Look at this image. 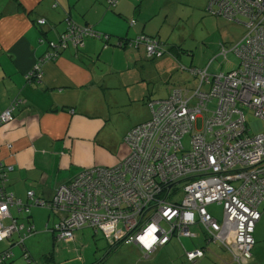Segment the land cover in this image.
I'll list each match as a JSON object with an SVG mask.
<instances>
[{
  "label": "built area",
  "instance_id": "obj_1",
  "mask_svg": "<svg viewBox=\"0 0 264 264\" xmlns=\"http://www.w3.org/2000/svg\"><path fill=\"white\" fill-rule=\"evenodd\" d=\"M118 1L107 3L112 7ZM205 10L243 27L242 37L215 55L235 53L240 60L237 70L210 75L207 68L189 69L198 80L196 87H176L168 97L149 102L150 119L124 137L128 154L121 163L81 171L50 200L37 199L28 191L30 201L25 205L6 194V171H12V166L0 163V242L17 233L22 244L34 233L32 227L22 232L15 219L8 226L2 224L10 216V207L28 213L31 206H39L58 215L53 230L46 227L58 241H72L73 231L87 226L108 240L138 246L148 257L172 237H194L191 228L196 226L205 243H219L233 263L250 260L255 225L261 217L259 206L264 204V131L249 133L244 110L264 120V0H209ZM38 23L45 25L43 19ZM134 23L129 21L130 26ZM65 25L25 74L26 79L40 80L44 62L56 60L69 47L79 49L87 38L103 40V48L110 46V37L89 25H77L70 19H65ZM113 45L143 46L149 59L167 52L165 45L149 36L118 39ZM22 102L15 98L0 113V126L13 121ZM211 104L213 109H209ZM187 134L189 150L181 143ZM177 193L181 198L173 201ZM213 204L223 209L221 221L207 210ZM204 253L201 247L185 255L189 264H197ZM11 256L10 251L0 254V262Z\"/></svg>",
  "mask_w": 264,
  "mask_h": 264
},
{
  "label": "crops",
  "instance_id": "obj_2",
  "mask_svg": "<svg viewBox=\"0 0 264 264\" xmlns=\"http://www.w3.org/2000/svg\"><path fill=\"white\" fill-rule=\"evenodd\" d=\"M104 1L0 0V113L16 97L23 101L14 111V121L0 126V163L12 166L5 189L25 205L30 201L26 195L28 191H32L37 199L50 200L58 188L68 184L81 171L121 163L128 154L125 135L134 126L150 119L148 102L161 100L150 99L152 92L148 87L142 81L137 83L136 79L126 81L125 74H134L136 68L150 71L146 61L152 60L151 65L161 66L168 59L148 60L144 58L141 47L134 50L112 45L119 51L104 49L101 39L87 38L78 50L67 48L56 60L44 62L39 82L26 79L25 74L49 50V42L55 41L65 29L66 18L81 26L89 25L96 32L108 35L110 40L115 37L113 44L118 39L154 37L148 27L151 20L148 16L140 14L137 20L134 19V25L128 27L122 21L138 15L134 5L138 0H120L112 9L106 7ZM205 1L208 3L209 0L201 3ZM55 2L57 6L53 7ZM158 4L163 8L179 6L178 0H158ZM39 18L46 20L42 28L34 25ZM105 20H110L112 25L104 27ZM109 43L111 45V41ZM100 59H103L104 67ZM115 60L118 67L113 64ZM114 77L117 82L111 85L107 80ZM112 87L121 91L116 97L110 94ZM135 88H140L139 95L133 93ZM137 106L144 109L139 116ZM34 207L31 206L28 213H18L11 207L10 216L2 220V224L8 226L12 219H17L22 232L30 227L34 232L24 241V248L20 251L14 246L13 238L18 237L17 233L0 243V254L7 251L13 254L10 263L15 258V249L19 254L21 252V257L28 259L27 241L37 231L33 220ZM39 209L47 211V219L52 220L51 225L48 221L44 224L43 231L47 232V225L53 230L58 223V215L43 207ZM50 233L57 240L53 231ZM194 234L192 241L198 238V234ZM73 236L75 238V234ZM129 246L147 261L152 256L158 258L165 251L173 252L180 264H186L182 249L198 248L193 245V249H187L182 238L172 239L147 257L138 247ZM219 260L223 264H235L227 263L223 258ZM252 261L246 264H253ZM200 264L211 263L200 261Z\"/></svg>",
  "mask_w": 264,
  "mask_h": 264
},
{
  "label": "rangeland",
  "instance_id": "obj_3",
  "mask_svg": "<svg viewBox=\"0 0 264 264\" xmlns=\"http://www.w3.org/2000/svg\"><path fill=\"white\" fill-rule=\"evenodd\" d=\"M201 2L202 0H178L179 6L163 8L159 7L158 0H138L134 2L136 14L138 15L135 18L129 17L127 21L122 20L128 27L129 21L137 20L140 14L145 17L148 16L147 18L151 19L148 22V27L153 32V38L160 39L161 43L166 45L167 53L163 57L168 59V61L164 64L154 66L151 65L153 63L152 60V62L146 61L148 63L147 69H150V71L136 68L134 74L130 72L125 74V77H127L126 81L132 79H136L137 83L142 81L152 92L150 99L165 98L168 96L170 88L179 87L182 90H186L183 88H194L198 84V80L189 72V69L204 70L210 61H212L208 65V74L210 75L225 74L229 71L237 70L240 60L235 53L230 51L226 56L215 57L221 48L232 46L242 37L243 28L226 22L220 17L212 16L205 10L207 1L204 4ZM104 3L106 6V0ZM111 25L112 22L110 20H105L103 23L104 27H110ZM115 39V37H112L110 40L111 45L107 47L110 50L118 49L112 46ZM141 48L144 58L150 60L146 57L144 47L142 46ZM120 53L122 54V52ZM152 59L159 61L161 58ZM99 61L101 66L104 67L103 59ZM113 64L118 67L117 60ZM184 68L186 69L185 71L183 70ZM107 81L111 85L117 82L115 77ZM139 89L135 88L133 93L139 95ZM204 89L207 88L204 87ZM110 92L112 97H116L121 91L117 87H112ZM214 107V104H211L209 109ZM136 110L138 111L137 116L144 111L140 106H137ZM244 113L246 127L250 134H259L264 131V120L254 117L252 112L247 109L244 110ZM181 143L185 150H189L191 146L190 135H185ZM180 198L181 194L177 193L171 199L176 201ZM36 207L39 206H35V210L33 209V220L37 231L33 238L27 241L26 246L29 250L27 253L29 259L27 260L25 256L21 257V252L19 254V248L16 247L18 250H14L15 258L13 262L6 264H180L179 260H177V255L173 252L165 251L158 258L155 259V256H152L147 261L143 260L138 253L133 252L129 245L121 244L111 248L101 234L95 233L93 229L88 227L77 230L71 243L59 242L54 240L50 232L43 231L44 224L48 221L51 225L52 220L47 219V211L39 209L42 207ZM207 210L217 221L222 220L223 209L221 205H210ZM259 212L261 217L255 225L253 235L255 244L251 251L253 257L251 256L250 258V260L253 259V264H264V204L259 206ZM191 231L197 233L198 238L194 241H192V238H182V242L187 249H193V245L198 248L204 247L206 255L201 261L211 264H223L219 260L222 258L227 263L231 261L229 260V254L219 247V243L206 244L200 229L192 227ZM13 239L16 240V237Z\"/></svg>",
  "mask_w": 264,
  "mask_h": 264
},
{
  "label": "trees",
  "instance_id": "obj_4",
  "mask_svg": "<svg viewBox=\"0 0 264 264\" xmlns=\"http://www.w3.org/2000/svg\"><path fill=\"white\" fill-rule=\"evenodd\" d=\"M120 1V0H119ZM118 1V2H119ZM106 2H107V0H106ZM117 2V3H118ZM116 3V4H117ZM115 4V5H116ZM115 5L114 6H112V7H110L109 5H108V3H107V6H108V8L109 9H112L113 7H115ZM57 6V4H56V2L54 3V5H53V7H56ZM41 19H43L44 21H45V24H46V20L44 19V18H39V19H36L35 21H34V25L36 26V27H38V28H42L43 26L41 25V24H39L38 23V21L39 20H41ZM66 19H70V18H66ZM71 20V19H70ZM72 22H74L73 20H71ZM75 23V22H74ZM76 24V23H75ZM78 25V24H77ZM66 26V25H65ZM61 34V33H60ZM59 34V35H60ZM69 48H72V47H69ZM78 50V49H77ZM167 52H165V54H166ZM164 54V55H165ZM163 55V56H164ZM162 56V57H163ZM43 57V56H42ZM41 57V58H42ZM162 57H160V58H162ZM41 58H39V59H41ZM39 59H37V61L39 60ZM36 61V62H37ZM41 73H43L42 72V69H41ZM38 75H40V73H38ZM40 80H41V78H40ZM38 78H35V77H31L30 79H29V81H34V82H39L40 81ZM16 98H18V97H16ZM18 99H20V98H18ZM19 107V106H18ZM15 118V117H14ZM13 121H14V119H13ZM12 122V121H11ZM10 123V122H9ZM7 124V123H6ZM4 125V124H3ZM2 126V125H1ZM5 167V166H4ZM6 171V170H5ZM4 171V172H5ZM10 172H12V171H6V178H7V176H8V174L10 173ZM8 180V179H7ZM7 182H5L4 183V186H5V184H6ZM70 183V182H69ZM67 185V184H66ZM4 191H5V193L6 194H12L11 192H8L5 188H4ZM14 208H16L15 206H13ZM10 209V208H9ZM17 209V208H16ZM17 212H18V210H17ZM18 213H24V212H18ZM16 222H17V219H16ZM87 227V226H86ZM193 227H196V226H193ZM82 228H84V227H82ZM82 228H80V229H82ZM88 228H91V227H88ZM80 229H77V230H80ZM91 229H93V228H91ZM199 229V228H198ZM45 230L47 231V232H50V230H47V228L45 227ZM77 230H74L73 231V235L75 234V232L77 231ZM93 231L95 232V233H99V234H101V232L99 231V230H94L93 229ZM201 231V230H200ZM202 233V232H201ZM102 235V234H101ZM103 236V235H102ZM104 239H106L105 237H103ZM19 239H20V237H17L16 238V240L14 241V246L15 247H18L19 249H22L23 250V248H24V241H23V243L21 244L20 242H19ZM73 239H74V236H73ZM172 239H176V240H180V239H177V238H175V237H172L171 239H170V241L172 240ZM7 241V240H6ZM6 241H3V242H6ZM106 241L108 242V244H109V246L111 247V248H115V247H117L118 245H121V244H123V245H134V244H132V243H129V244H126L125 242H124V240H114V239H112V240H108V239H106ZM112 241V242H111ZM3 242H0V243H3ZM70 242V241H69ZM9 243V242H8ZM169 243V242H168ZM167 243V244H168ZM254 244H255V240H254ZM134 246H136V245H134ZM164 246H166V245H164ZM163 246V247H164ZM136 247H138V246H136ZM163 247H160V248H163ZM254 247V246H253ZM160 248H158V249H160ZM204 248V247H203ZM138 249H139V247H138ZM157 249V250H158ZM196 249H199V248H196ZM196 249H193V250H184V249H182V251H183V256H184V259H185V262H186V264H189L188 263V261H187V259H186V255H185V253L186 252H190V251H194V250H196ZM253 249V248H252ZM143 252V251H142ZM26 252H24L23 253V255H26L25 254ZM143 254H144V252H143ZM151 255V254H150ZM150 255H148V256H150ZM204 256H205V253H204ZM204 256L201 258V259H199L198 260V262H197V264L204 258ZM11 258H12V256H11ZM10 258V259H11ZM28 258V257H27ZM10 259H5V260H2L1 262H0V264H6V263H10ZM29 259V258H28ZM27 259V260H28ZM231 260V259H230ZM232 262V261H231ZM236 264V263H235Z\"/></svg>",
  "mask_w": 264,
  "mask_h": 264
},
{
  "label": "water",
  "instance_id": "obj_5",
  "mask_svg": "<svg viewBox=\"0 0 264 264\" xmlns=\"http://www.w3.org/2000/svg\"><path fill=\"white\" fill-rule=\"evenodd\" d=\"M136 49H138V48H136ZM165 53H163L162 55H161V57L164 55Z\"/></svg>",
  "mask_w": 264,
  "mask_h": 264
},
{
  "label": "bare ground",
  "instance_id": "obj_6",
  "mask_svg": "<svg viewBox=\"0 0 264 264\" xmlns=\"http://www.w3.org/2000/svg\"><path fill=\"white\" fill-rule=\"evenodd\" d=\"M11 208V207H10ZM12 219V218H11ZM48 230V229H47ZM52 232V231H51Z\"/></svg>",
  "mask_w": 264,
  "mask_h": 264
}]
</instances>
